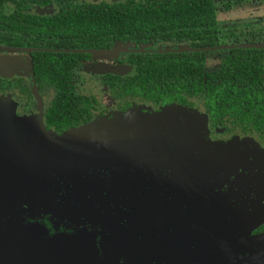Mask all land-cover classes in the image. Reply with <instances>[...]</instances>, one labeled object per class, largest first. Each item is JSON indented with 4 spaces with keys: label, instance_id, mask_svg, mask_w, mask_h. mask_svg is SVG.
<instances>
[{
    "label": "flooded vegetation",
    "instance_id": "obj_1",
    "mask_svg": "<svg viewBox=\"0 0 264 264\" xmlns=\"http://www.w3.org/2000/svg\"><path fill=\"white\" fill-rule=\"evenodd\" d=\"M163 1L165 0H0V12L8 17L14 16V27L8 30L0 28V53L12 58L4 59L6 62L10 61V70L5 68V72L7 75L14 69L19 72L13 77H7L6 74L0 76V100L12 101L16 104L15 113L18 117L40 119L46 129L56 135L84 127L101 117H111L113 112L126 113L133 109L146 111L145 107L160 112L166 107L179 106L202 119L203 126L207 125V129L204 127L206 134L212 142L224 145L238 139H250L257 150H264V127L254 122L245 131L233 125L234 119L229 115H222L219 109L226 100L229 82L227 75L232 77L241 73L248 78L257 77L259 69H234L237 64L231 55L235 50L264 51V19L259 20L260 16L257 15L250 16V20H256L254 23L236 14V11L246 13L245 10L253 5L259 7L257 9H264L261 8L264 7V0H213L216 22L223 27L219 43L214 46L197 48L189 43H178L176 35L171 36L164 31L166 23L161 18V25L145 31L152 35L150 41L127 39L112 42L119 33L133 35L136 30H143L141 27L148 25L142 16L128 15L135 11L137 15H141L146 8L160 7ZM77 10L94 14V17L80 19L75 16ZM99 22L118 23L121 28L115 30L118 33L111 31L100 35L97 32ZM129 23H139L140 27H130ZM85 24L94 25V37L89 38V43L94 44L91 48H86L87 34L80 35V30H85ZM22 25L34 27L32 34L24 33ZM194 53L205 54L204 72L199 86L198 79L190 84L183 74L178 75L171 84H162L160 79L153 77L151 71L156 69L159 57ZM216 53H224V56L217 58L212 66L210 57ZM102 63L112 66L126 64L133 68L132 73L103 72L99 70L103 67L97 69ZM0 64L5 63L0 61ZM56 69H70L69 83L67 80L69 88L68 85L62 88L66 81L61 74H57V78L43 77L46 76L44 71L54 72ZM260 70L264 72V69ZM259 78L264 83V73ZM250 163L258 164L259 158L252 157ZM195 169L197 174L194 176L205 173L208 178L206 196L199 195L194 199L193 189L180 192L163 190L159 193L152 188L155 190L154 195L158 194L151 209L152 216L155 219L157 217L156 223H150L148 219L143 220L139 226L134 221L129 210L142 205V201L132 194L126 200V207L113 209L108 213L140 244L169 253L172 260L168 261H181V257L177 255L179 247L185 243L182 253L187 246L192 247L188 254L195 258L186 264H203L212 258L247 259L253 253L264 251L261 240L264 237V184L253 191L252 199H248L236 192L235 183L232 185L224 181L209 168ZM255 174L260 172L254 167L252 174L248 173L249 179ZM157 176L151 175V178L157 179ZM235 176L241 177L240 181H243L241 171ZM92 183L86 181L84 186L88 187ZM67 187L71 185L64 183L62 200L52 198L56 206L71 208L93 205L86 199L81 201V205L73 200L72 205L70 193L66 192ZM148 191L150 190L147 193ZM143 197L146 199L147 196ZM4 208L5 206L0 213V225H9L10 221L14 225H49L51 235L56 230L65 233L72 231L68 227L73 221L58 219L43 207L24 205L7 215ZM144 214L142 211L140 215L135 213V216L139 219ZM260 216L263 218L262 222H258ZM242 221L249 226L241 229L244 226L239 225ZM83 225L90 226L88 223ZM200 225H203V229L208 226L212 235L210 240L205 239L204 244L196 237ZM105 234L94 237V251L100 262L109 261L107 253L111 258L116 248V244L114 248L111 240L104 238ZM239 237L245 238V248L217 254L221 251L216 249ZM132 258L135 257L125 254L119 262L124 264Z\"/></svg>",
    "mask_w": 264,
    "mask_h": 264
},
{
    "label": "water",
    "instance_id": "obj_2",
    "mask_svg": "<svg viewBox=\"0 0 264 264\" xmlns=\"http://www.w3.org/2000/svg\"><path fill=\"white\" fill-rule=\"evenodd\" d=\"M1 102L0 100V117L4 118L1 129L6 130L4 127L9 120L14 121L10 124L11 128L16 124V128L12 129L14 135L6 140L12 143L16 153L19 150H27L29 147L26 153L30 158L22 159L21 153L17 154L20 155V159H14V153H12V159L8 156L0 157V213L3 212L4 206L6 215L12 211L14 213L16 209L24 205L43 207L46 212L58 219L73 221L71 226L74 227V232L66 234L61 231L51 235V228L46 225H14L12 221L8 223L9 225H0V264H120L119 260L125 254L135 258L124 264H186L195 259L191 254L183 255L182 247L185 243L179 247L177 255L181 257V261H168L172 260L169 253L161 252L146 244H140L108 212L126 207V200L132 194L136 199L142 201V205L129 210L134 221H137L139 226L143 220L148 219V222L156 223L157 217L155 219V216H152L151 209L155 205L158 194L154 195L153 191L155 190L152 188H155L159 193L163 190L164 192L189 191L195 186L193 176L197 174L196 169H185V164L182 166L168 165L164 168L159 163L150 162H144V164L134 162L126 168H122V161H112L113 158L107 156V153L100 159L94 158V144H91L88 149L86 148L94 138L93 127L96 122L59 136L48 131L42 120L20 118L15 113L3 116ZM15 130L18 131L15 132ZM21 133V139L17 141ZM79 136L81 143L76 144L74 141ZM115 141L109 134L99 137L101 147L106 152L110 151L113 146L120 145ZM85 156L87 159L90 157L91 164L87 163L86 166L81 167L78 158L82 157L81 160H83ZM19 161L23 162L20 172L24 179L14 175L15 167ZM97 161L104 166L114 164L109 166L113 176L108 180L105 177L103 181L104 184L109 183L110 191L104 185L102 194L94 193V178L95 181L97 180L94 164ZM143 175H148V177L144 178ZM151 175H158L157 179L151 178ZM86 181L93 183L85 187ZM63 182L71 185V187H67L66 192L70 193L72 205L73 200L81 205V201L86 199L91 201L94 206L71 208L56 206V202L54 203L52 198L63 199ZM53 184L57 189L51 188ZM98 187L96 183L95 188L98 189ZM147 190L150 191L147 193ZM144 195L147 196L146 199H144ZM142 211L145 214L138 219L135 213L140 215ZM120 214L125 215L122 212ZM195 214L197 215L196 212ZM1 219L2 214H0ZM84 223H88L90 226L86 227L83 225ZM150 228L154 229V227ZM103 234H105L104 238L111 240L114 248L116 244V248L111 258L103 249L107 253L109 261L100 262L94 251V237ZM263 243L264 240H262V245ZM203 264H264V251L253 253L247 259L241 257L236 260H232V257L212 258L211 261H206Z\"/></svg>",
    "mask_w": 264,
    "mask_h": 264
},
{
    "label": "rangeland",
    "instance_id": "obj_3",
    "mask_svg": "<svg viewBox=\"0 0 264 264\" xmlns=\"http://www.w3.org/2000/svg\"><path fill=\"white\" fill-rule=\"evenodd\" d=\"M257 8L259 7L253 5L245 10L246 13L236 11V14L241 15L243 19L248 18L250 20V16L254 15L260 16L258 18L259 20L264 19V9ZM250 21L256 22L255 19ZM222 56H224V53L211 55L210 61L212 66L217 62V58L220 59ZM5 58L8 60L12 59L0 53V61L1 63H5L0 64V76L6 74L5 68L10 70V61L6 62L4 60ZM101 67H103V69H99ZM97 69L112 74H129L132 73L131 71L133 68H130L126 64L112 66L108 63H102ZM16 74H19V72L14 69L12 72H8L6 76L13 77ZM1 101V112L3 116H9L15 113L16 104H13L12 101L7 99ZM145 110L146 111L142 109H133L126 113L113 112L111 117L100 118L94 121L96 122V125L93 127L94 138L87 144L86 148L88 149L91 144H94V158L97 157L96 159H100L102 155L105 156L107 153V156L113 158L112 161H122V168L134 162L139 164H144V162L159 163L164 168L168 165L182 166L184 164L185 169L197 168L198 170H202L207 167L211 172L218 174L224 181H228L231 184L235 183L234 186L237 188L236 192L248 199H252L253 191L264 184V150H257L250 139H238V141L236 140L224 145L217 144L212 142L207 136V125L203 126L202 119L196 116L197 114L195 115L185 108L170 106L164 108L160 112H155L151 108L145 107ZM3 119L4 118L0 117V157L3 156L4 158L8 156L12 159V153H14V159H20V155L23 157L22 159L30 158L26 153L29 147L27 150H19L18 153L21 154L18 156V153L15 152L16 149H13L12 143L6 140V138L14 135L12 129L16 128V124L11 128L10 124L14 121L9 120L6 123V127H4L6 130H2L1 124L4 122ZM38 120L40 121V119ZM91 124H93V122ZM17 131L18 130H15V132ZM103 134L111 135L113 139L116 140L115 142L123 146H113L110 151L106 152V150L101 147V142H99V137ZM21 136L22 133L19 135L17 141L21 139ZM80 138V136L77 137V140L74 142L76 144L81 143ZM42 142L44 143L43 140ZM252 157H258L259 163L252 165L250 163ZM81 158L82 157L78 158L81 167L86 166L87 163L91 164L90 157L87 159L85 156L83 160H81ZM17 164L14 175L17 178L24 179L22 172H20L23 162L19 161ZM110 165L114 164L111 163L104 166V164H100L99 161L95 162L94 172L97 176V180L95 181L94 178V193L102 194L104 185L110 191L109 183L104 184L103 182L105 177L108 180L113 176V172L109 168ZM254 167L259 169L260 174H255L252 179H249ZM239 171L243 173V181H240L241 177L235 176ZM248 173L250 175H248ZM212 175L213 173L210 174V176ZM96 183L99 186L98 189L95 188ZM193 183L195 185L193 188L195 197L193 198L196 199L200 197L199 195L206 196L205 186L209 183L206 174L193 176ZM51 188L57 189L55 184L51 185ZM260 217L258 218V222H262L263 220V218ZM239 225H244L241 229L249 226L245 225L243 221ZM200 226L201 228L196 232V237L200 243L204 244L206 243L205 239L207 238V240H210L212 235L209 232L208 226L204 229L203 225ZM261 240H264V238ZM245 241V238L239 237L232 243L225 244L223 247L216 249V251H221L217 254L224 251L230 253L241 250L245 248ZM191 251L192 247L189 248V246H187V248L183 249V255H187Z\"/></svg>",
    "mask_w": 264,
    "mask_h": 264
},
{
    "label": "trees",
    "instance_id": "obj_4",
    "mask_svg": "<svg viewBox=\"0 0 264 264\" xmlns=\"http://www.w3.org/2000/svg\"><path fill=\"white\" fill-rule=\"evenodd\" d=\"M75 16L80 19H86L94 17V14L90 15V13L77 10L75 11ZM128 16H142L141 18L148 25L141 27L144 31L136 30L134 32L135 35L134 33L133 35L119 33L112 42L127 39L150 41L152 35L147 34L145 31L159 26L161 23L160 18L163 23H166L164 31H167L171 36L176 35L178 43H189L192 47L197 48L217 45L219 43V34L223 30V27L216 22V9L213 0H165L160 3L158 8L149 7L143 10L141 15H137V11H135ZM13 21L14 16L8 17L0 12V28L8 30V28L14 27ZM128 25L135 28L140 27L139 23H134V25L129 23ZM22 28L24 29L23 32H27V34H32L34 30L32 26L22 25ZM117 28H121L118 23L99 22L97 32L101 35L115 31ZM114 33L118 32L115 31ZM82 34L85 36L87 34L88 36L86 48H91L94 44L89 43V38L94 37V25L85 24V30H80V35ZM204 55L203 53H194L182 56H161L156 60V69H153L151 73L154 78L160 79L162 84H171L178 75L183 74L190 84L198 79L197 86H199L205 66ZM231 56L237 64L234 69L259 70L256 78H248L241 73H237L232 77L227 75L229 82L226 88V100L219 107L220 112L222 115H229L230 118L234 119L232 124L241 127L245 131L254 122L258 126L264 127V83L259 78V75L264 73L260 70L264 69V51L252 49L235 50ZM47 71H44L46 76L43 77L57 78L59 77L57 74H61V77L66 81L62 88L67 85L69 88L67 80L69 83L70 69H56L54 72ZM244 81L246 84H244ZM211 104L213 105L214 103ZM68 229L72 231H68L66 234L74 232V227L69 226ZM60 231L56 230V233Z\"/></svg>",
    "mask_w": 264,
    "mask_h": 264
}]
</instances>
